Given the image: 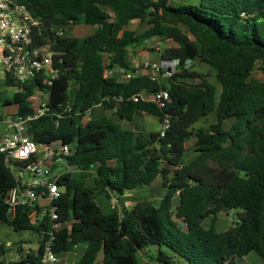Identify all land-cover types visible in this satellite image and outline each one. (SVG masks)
<instances>
[{
	"label": "trees",
	"instance_id": "trees-1",
	"mask_svg": "<svg viewBox=\"0 0 264 264\" xmlns=\"http://www.w3.org/2000/svg\"><path fill=\"white\" fill-rule=\"evenodd\" d=\"M16 1L64 32L71 26L97 27L88 37L65 34L53 39L62 74L46 88L50 111L28 125L38 144L71 143L74 152L66 158L70 166L95 170L94 187L71 173L59 179L61 197L55 206L71 226L55 234L54 252L69 253L85 245L73 264H238L237 259L251 253L264 264V80L253 77L258 64L264 73V0ZM132 22L147 27L136 33L127 29ZM152 39L165 45L161 60L181 62L166 83L110 74L116 68L132 71L129 49ZM186 61L207 64L218 85L184 69ZM38 87L44 88L38 80L21 85L9 76L0 78V109L17 106L20 116L31 115L29 99ZM159 89L169 93L164 109L151 102ZM96 106L132 127L108 116L83 124ZM137 114L162 123L168 119L170 126L163 137L160 132L145 135L135 130ZM213 114L214 124L194 127ZM192 138L196 156L185 165ZM158 179L168 189L159 206L137 202L116 213L105 212L96 202V191L122 196ZM15 184V174L0 154V224L41 237L38 251L6 264H41L49 220L32 225L25 207L8 218L4 198ZM231 210L240 211L238 221L218 231V215ZM4 251L0 242V264ZM140 254L150 262H142Z\"/></svg>",
	"mask_w": 264,
	"mask_h": 264
},
{
	"label": "built area",
	"instance_id": "built-area-1",
	"mask_svg": "<svg viewBox=\"0 0 264 264\" xmlns=\"http://www.w3.org/2000/svg\"><path fill=\"white\" fill-rule=\"evenodd\" d=\"M64 35L63 29L47 26L16 0H0V78L9 76L21 85L38 80L44 87L36 88L29 99L33 109L31 115L20 116L17 106H13L15 111L0 113V124L6 125V132L0 138V154L5 156L10 168L13 164L16 165L14 170L11 168L16 184L4 198L9 207L8 218L14 219L19 207L27 208L28 219L34 226H40L44 218L48 217L41 264L59 262V257L53 250L55 234L64 226H71V222L61 219L55 206V202L61 197L58 181L64 175L55 166L71 156L74 148L65 142H58V148L54 147L55 144H38L30 136L28 125L50 111L51 93L46 88L52 86L62 74L61 61L55 60L57 53L53 39ZM180 64L177 59L147 60L136 64L128 73L121 72L127 80L147 76L160 84L159 79L169 80L178 71ZM191 65V61H186L183 67L189 69ZM12 90L16 92L19 88ZM133 100L137 101L138 98L134 97ZM168 101L169 93L164 89L155 91L151 97V102L159 109L166 108ZM59 117L61 116L58 115ZM87 117L88 113L83 118V124L88 122ZM169 126L170 122L166 119L160 131L162 137ZM110 203L112 209L117 210L120 199L115 195L111 196ZM28 253L30 251L25 252Z\"/></svg>",
	"mask_w": 264,
	"mask_h": 264
},
{
	"label": "rangeland",
	"instance_id": "rangeland-1",
	"mask_svg": "<svg viewBox=\"0 0 264 264\" xmlns=\"http://www.w3.org/2000/svg\"><path fill=\"white\" fill-rule=\"evenodd\" d=\"M173 4H179L181 0H171ZM146 25L141 26L137 22H132L129 26H127V29L134 31L136 33H142L146 29ZM183 29H186L184 26H182ZM86 28L83 25L78 26H71L68 28L67 31H65L66 35H69L71 37L76 38H83L90 36L91 32L89 31H83V29ZM89 29V28H86ZM164 44L158 40V39H152L147 41L144 44L137 45L130 48V61L132 63V68L139 64L144 58H149L152 61H159L161 53L163 51ZM189 71L191 73H196L205 76L211 83L218 85V82L216 80V75L214 71L205 63H201L199 61L192 62V65L189 67ZM107 74H109L107 72ZM113 76H116L119 79H123V74L120 69H114L112 73H110ZM253 77L257 80H264V73L262 71L261 65L258 64L256 67V70L253 74ZM168 80L166 79H159L160 84L166 83ZM73 88L70 89V96L71 100L73 97ZM12 112L15 111V107H7L0 109V113L3 112ZM88 116L90 118H99L102 116H108L113 119H115L117 122L121 123V125L124 128H131L132 126L129 123L119 121L116 116L113 115V112L110 110L105 109L102 106H96L92 110L88 112ZM216 122V116L213 114L209 116L207 119H202L194 124L195 128H208L210 125L214 124ZM134 127H137L143 131L145 135H149L153 132H160L162 128V122L152 115L148 114H137L134 119ZM231 122L226 123V128L230 126ZM6 132V125L0 124V137L3 135V133ZM195 142L196 139L192 138L187 143V151L185 153V156L183 158V163L189 164L192 162L196 156L195 153ZM69 146H71V143H68ZM60 146L59 143H55V148H58ZM15 164L12 165V169H15ZM211 166H214V164H211ZM75 171V169L73 170ZM94 176H95V170L89 171V172H77L73 174V177L81 178L85 181V184L88 187H94ZM137 193L133 195L132 198H130V202L133 204L137 202H149L156 206H159L162 199L165 197V194L167 193L168 189L164 188L162 186L161 179H158L151 185L144 187L142 189L136 190ZM132 196V194H123L122 196H117L118 198H129ZM96 202L97 204L105 211V212H116L121 213L123 209L128 208L125 205H122L120 202V206L117 210H113L110 203V196L107 195L105 192L96 191L95 194ZM179 204V198L178 194L174 197V208L173 210L176 211V207ZM131 208V206H130ZM239 210H231L227 213L222 212L218 215V219L216 222V229L220 232L227 230L232 225H234L235 222L238 221L239 217ZM179 225L185 229L184 224L182 221L177 220ZM211 222L210 219L205 221V225H208ZM40 240L41 237L38 233L35 231H19L16 232L11 229V227L7 224H0V242L4 246V256L1 258L2 262L9 261V260H15L18 255L23 254V252L26 251H38L40 246ZM86 246L80 245L77 247V251L64 253L58 255L60 259V264H64L66 262H71V260H79L81 256L83 255L85 251ZM141 261L146 263L150 262V259L147 257L146 254H140ZM70 259V260H68ZM241 264H263L259 256L255 253H251L247 259Z\"/></svg>",
	"mask_w": 264,
	"mask_h": 264
},
{
	"label": "crops",
	"instance_id": "crops-1",
	"mask_svg": "<svg viewBox=\"0 0 264 264\" xmlns=\"http://www.w3.org/2000/svg\"><path fill=\"white\" fill-rule=\"evenodd\" d=\"M84 27H86V28H89V29H86V28H84L83 29V31H89V32H91V34L90 35H93L96 31H97V27H91V26H85V25H83ZM84 38V37H83ZM147 42V41H146ZM145 42V43H146ZM144 44V43H143ZM130 50V49H129ZM152 61V60H150L149 58H144L140 63H142L143 61ZM131 62V61H130ZM131 65H132V63H131ZM17 109V108H16ZM91 118L90 117H87L86 118V121H89ZM127 128H129V127H127ZM5 134V132L3 133V135ZM2 135V136H3ZM1 136V137H2ZM0 137V138H1ZM55 168L57 169V170H59L60 172H63L64 174H67V173H71L72 174V177H73V174H75V173H77V172H81L79 169H77L76 167H72V166H70L68 163H67V161L65 160V161H60L58 164H56V166H55ZM75 169V171H73ZM73 178H78V177H73ZM132 194V196H130L129 198L127 197V198H119L120 199V202H121V204L122 205H127L128 206V208H130V206L131 207H133V203L132 202H130V198H132L133 197V195H135L136 193H137V191H129V192H126L125 194ZM110 197L111 196H114V194L113 193H109L108 194ZM116 196V195H115ZM126 206V207H127ZM75 251H77V248H76V250ZM24 254H25V252H23ZM20 258V255H18V257L15 259V260H18ZM15 260H9V261H15ZM68 260H70V259H68ZM9 261H5L3 264H6L7 262H9ZM77 261V260H76ZM76 261H74V260H71V262H66V263H64V264H73L74 262H76ZM57 264H60V259H59V262L57 263Z\"/></svg>",
	"mask_w": 264,
	"mask_h": 264
},
{
	"label": "water",
	"instance_id": "water-1",
	"mask_svg": "<svg viewBox=\"0 0 264 264\" xmlns=\"http://www.w3.org/2000/svg\"><path fill=\"white\" fill-rule=\"evenodd\" d=\"M135 130H137V131H139V128H137V127H135ZM140 133V132H139ZM65 183V182H64ZM245 261V259H243V258H239V259H237V263L238 264H241V263H243Z\"/></svg>",
	"mask_w": 264,
	"mask_h": 264
}]
</instances>
